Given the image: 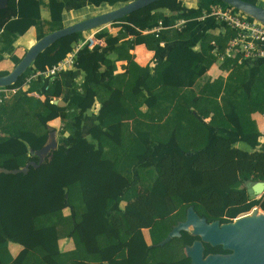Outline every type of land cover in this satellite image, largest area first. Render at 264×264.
I'll return each mask as SVG.
<instances>
[{
  "label": "trees",
  "instance_id": "trees-1",
  "mask_svg": "<svg viewBox=\"0 0 264 264\" xmlns=\"http://www.w3.org/2000/svg\"><path fill=\"white\" fill-rule=\"evenodd\" d=\"M195 1L158 0L113 22L120 28L116 34L100 27L64 36L10 85L21 87L36 75L26 90L0 103V264H192L185 248L200 236L181 230L161 245L186 219L188 207L220 223L256 205L264 211V198L249 197L242 188L249 179L264 180V133L252 118L264 114V61L225 58L227 76L209 77L218 59L213 49L224 53L236 33L212 16L199 17L217 7L238 10L222 0ZM64 7L63 0H9L0 10V16L14 14L4 24L0 20V63L31 27L37 40L63 28ZM180 19L185 22L176 28ZM160 23L161 30L150 31ZM200 23L223 31L207 32L199 49L174 45L157 58L166 51L163 42L188 39ZM94 30L105 45L79 49L74 68L83 80L72 85L65 106L54 103L63 96L64 78L49 81L42 72ZM142 43L155 51L145 66L131 52ZM25 52L11 53L13 66ZM118 61H127L123 72ZM89 94L100 107L83 135ZM57 117L63 121L57 147L40 166L13 172L39 162L36 151L49 141L48 122ZM63 238H72L75 248L64 252ZM10 243L23 247L18 255ZM230 252L204 242V256Z\"/></svg>",
  "mask_w": 264,
  "mask_h": 264
},
{
  "label": "water",
  "instance_id": "water-1",
  "mask_svg": "<svg viewBox=\"0 0 264 264\" xmlns=\"http://www.w3.org/2000/svg\"><path fill=\"white\" fill-rule=\"evenodd\" d=\"M9 0H0V10L8 6ZM158 0H132L106 12L91 16L74 24L49 32L32 44L14 67L5 75H0V86H10L27 70L38 55L51 46L58 39L78 32H85L96 28H104L120 18L129 15ZM262 23H264V6L246 0H222ZM54 103L61 106L66 102L63 99H55ZM49 141L36 151L39 162H28L24 167L13 170L26 172L30 165L40 166L45 157L58 145L54 130L50 129ZM242 188L247 190L249 197L264 194V180L249 179L244 182ZM231 222L219 224L218 221L209 223L201 217L192 206L188 207L186 219L175 225L167 237L161 242L171 240L179 236L181 230H187L193 235L200 236L199 240L187 245L186 254L191 258L192 264H264V214L244 216L238 222V226ZM204 242L213 246L222 245L224 249L231 250L228 254H208L204 256Z\"/></svg>",
  "mask_w": 264,
  "mask_h": 264
},
{
  "label": "crops",
  "instance_id": "crops-1",
  "mask_svg": "<svg viewBox=\"0 0 264 264\" xmlns=\"http://www.w3.org/2000/svg\"><path fill=\"white\" fill-rule=\"evenodd\" d=\"M65 2V7L62 13L64 25H70L74 24L78 21H81L83 19L89 18L91 16H95L97 14L106 12L108 10H111L115 8L116 6L120 5H110L106 0H63ZM186 5L195 6L196 1L195 0H181ZM259 3V2H258ZM260 4V3H259ZM260 5L264 6L263 3ZM7 8V7H5ZM3 8V9H5ZM168 12L169 10H165ZM13 12L10 10H7V12L0 16L1 23L4 24L8 19H10L13 16ZM42 17L43 19L47 20L50 18L49 12L47 8L42 9ZM109 31L113 34H116L119 32V27H112L111 25L106 26ZM96 30L92 32H88V35L94 34ZM223 29L221 26H208L205 23H200L195 29H193L190 33V36L188 39L185 40H174L171 42H163L162 45L166 47V51L157 57L158 59H164L167 54L169 48H171L174 45H186L188 47H191L193 49H199L201 38L207 33L210 32L212 34H219L222 32ZM148 32V31H146ZM36 28L31 27L24 35L20 36L15 44L10 48V51H8L5 55V61L0 63V70L3 68L12 69L14 66L9 61V57L11 53L15 52L20 55L22 53L36 42ZM131 52L134 54V60L142 66L151 64L153 62V59H155V51L149 50L147 46L142 44H137L134 49L131 50ZM26 53V52H25ZM24 56V55H23ZM224 60H219L211 66V68L208 70V76L209 77H217L219 75L227 76L228 71L222 70L221 65L223 64ZM127 64V61H118V72H123L124 65ZM102 78L105 79L104 70L100 69ZM61 77L64 78L65 84H64V93L63 96L59 99H63L66 104L68 102L69 94L72 88V85L76 82H81L83 80V72L76 68L68 69L67 71L60 74ZM47 82V81H46ZM90 103L88 110L85 112L83 117V124H82V134L87 135L89 132L90 127L94 126L97 121V114L98 109L100 107V103H98L92 94H89ZM65 104V105H66ZM63 105V106H65ZM252 118L256 121L257 126L259 130L264 133V114H261L259 112L253 113ZM49 128L51 127L52 130L55 131L56 138L58 141V137L60 136V132L63 128V121L61 117H57L51 121L48 122ZM260 141L264 142V136L261 137ZM122 207V206H121ZM259 209V207H257ZM70 210V209H69ZM261 210V208H260ZM262 211V210H261ZM264 212V211H263ZM70 213V211H69ZM243 216V215H242ZM238 217V216H237ZM236 217V218H237ZM146 230V229H145ZM148 239V236L145 235ZM73 244L70 243V246ZM9 248L14 256L18 255L19 252L23 249V247L20 244L17 243H10Z\"/></svg>",
  "mask_w": 264,
  "mask_h": 264
},
{
  "label": "built area",
  "instance_id": "built-area-1",
  "mask_svg": "<svg viewBox=\"0 0 264 264\" xmlns=\"http://www.w3.org/2000/svg\"><path fill=\"white\" fill-rule=\"evenodd\" d=\"M257 2L264 4V0H257ZM207 16H212L215 20L223 22L237 31L235 36L230 39L224 53L219 54L215 48L213 49L214 54L217 55L219 60H225V58H232L239 55V63L244 59H251L252 61L258 62L264 61V23L256 19H249L242 12L234 11L230 8L222 9L221 7H217L211 12L204 13L201 18ZM184 22V19L178 20L175 27L181 24L183 25ZM162 27L160 23L157 29ZM85 44L93 48L95 45L104 44V40L96 38L94 33L86 36L84 40L77 41L72 52L68 53L67 56L57 64L42 72L44 79L49 81L53 80L68 69L74 68L77 53ZM33 78H36V75L33 74L27 77L24 85L21 87L0 86V103L10 99L20 89L26 90L29 86V82ZM262 198H264V194H258L254 197V199ZM257 207L260 208L258 205L254 206L244 214H248Z\"/></svg>",
  "mask_w": 264,
  "mask_h": 264
},
{
  "label": "rangeland",
  "instance_id": "rangeland-1",
  "mask_svg": "<svg viewBox=\"0 0 264 264\" xmlns=\"http://www.w3.org/2000/svg\"><path fill=\"white\" fill-rule=\"evenodd\" d=\"M261 4V3H260ZM239 11V10H238ZM240 12V11H239ZM203 16V15H202ZM202 16H200L199 17V19L200 20H203L204 18H206V17H204V18H201ZM248 16V15H247ZM178 21H176V23H177ZM180 22V21H179ZM182 25V24H181ZM181 25H178L176 28H181ZM162 28H160V29H157V27H155L154 29H152V30H150L151 32H153V31H159V30H161ZM231 29H233V28H231ZM234 31H235V33L237 32L235 29H233ZM235 36V35H234ZM103 45H105V42H104V44H102V46ZM216 49V48H215ZM226 49H227V47H226ZM225 49V50H226ZM237 54V53H236ZM121 206L122 207H124L125 206V202H123L122 204H121ZM69 208H67V209H65V213H69ZM264 212L263 211H261L260 210V208L259 209H257V208H255L254 210H252L249 214H246V215H251V216H259L260 214H263ZM244 216V215H243ZM241 217V216H240ZM235 219H237V218H235ZM144 233H145V235H147L148 236V240L150 239L149 238V231L146 229V230H144ZM70 243L71 244H73L72 246H70ZM60 246H61V248H62V250L64 251V252H66V251H70V250H73L74 248H75V244H74V241H73V239L72 238H63V239H61L60 240Z\"/></svg>",
  "mask_w": 264,
  "mask_h": 264
},
{
  "label": "bare ground",
  "instance_id": "bare-ground-1",
  "mask_svg": "<svg viewBox=\"0 0 264 264\" xmlns=\"http://www.w3.org/2000/svg\"><path fill=\"white\" fill-rule=\"evenodd\" d=\"M264 214V213H263ZM260 215H262V214H260ZM259 215V216H260ZM244 216H251V215H244ZM244 216H241V217H238L237 219H234V223L233 224H236L237 226H238V222H239V220L241 219V218H243ZM254 217H257V216H254Z\"/></svg>",
  "mask_w": 264,
  "mask_h": 264
},
{
  "label": "flooded vegetation",
  "instance_id": "flooded-vegetation-1",
  "mask_svg": "<svg viewBox=\"0 0 264 264\" xmlns=\"http://www.w3.org/2000/svg\"><path fill=\"white\" fill-rule=\"evenodd\" d=\"M201 217H204V216H201ZM204 218H205V217H204ZM234 219H235V218H234ZM206 221H207V220H206ZM214 221H218V222H219V220H214ZM214 221H211V222H209V223H212V222H214ZM207 222H208V221H207ZM219 224L222 225V224H224V223H220V222H219ZM211 254H214V253H211ZM215 254H216V253H215Z\"/></svg>",
  "mask_w": 264,
  "mask_h": 264
},
{
  "label": "clouds",
  "instance_id": "clouds-1",
  "mask_svg": "<svg viewBox=\"0 0 264 264\" xmlns=\"http://www.w3.org/2000/svg\"><path fill=\"white\" fill-rule=\"evenodd\" d=\"M253 198H254V197H253ZM256 206H257V205H256ZM258 206H259V205H258ZM253 207H254V206H253ZM260 208H261V207H260ZM261 209H262V208H261ZM250 210H251V209H250ZM247 212H248V211H247ZM244 213H246V212H244ZM244 213H241V214H244ZM241 214H240V215H241ZM238 216H239V215H238Z\"/></svg>",
  "mask_w": 264,
  "mask_h": 264
}]
</instances>
